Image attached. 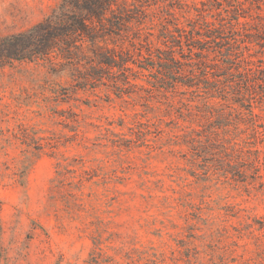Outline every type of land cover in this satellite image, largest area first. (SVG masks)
<instances>
[{
    "label": "rangeland",
    "instance_id": "374dc122",
    "mask_svg": "<svg viewBox=\"0 0 264 264\" xmlns=\"http://www.w3.org/2000/svg\"><path fill=\"white\" fill-rule=\"evenodd\" d=\"M242 1L246 19L264 17V0ZM59 2L0 0V36ZM75 84L43 61L0 68V264H264L260 134L233 114L223 145L187 141L196 122L159 94L148 109L135 94ZM254 110L264 123V106Z\"/></svg>",
    "mask_w": 264,
    "mask_h": 264
},
{
    "label": "trees",
    "instance_id": "16d2710c",
    "mask_svg": "<svg viewBox=\"0 0 264 264\" xmlns=\"http://www.w3.org/2000/svg\"><path fill=\"white\" fill-rule=\"evenodd\" d=\"M160 2L169 7L149 10ZM199 2L60 0L28 29L0 36V68L43 61L53 74L68 72L79 88L105 85L120 98L135 94L148 109L146 100L157 93L164 100L159 102L186 109L182 118L196 122L182 135L187 141L223 145L218 131L233 114L264 141V123L254 110L264 106V58H252L264 54V17L246 19L242 0ZM175 7L193 14L179 21ZM254 45L259 49L251 52ZM196 99L202 103L199 115L190 104ZM254 152L259 172L264 150Z\"/></svg>",
    "mask_w": 264,
    "mask_h": 264
}]
</instances>
